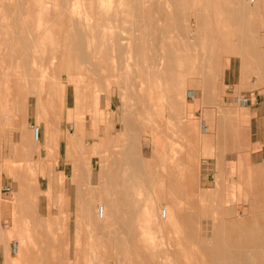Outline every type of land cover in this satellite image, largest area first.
Returning <instances> with one entry per match:
<instances>
[{"label":"rangeland","instance_id":"obj_1","mask_svg":"<svg viewBox=\"0 0 264 264\" xmlns=\"http://www.w3.org/2000/svg\"><path fill=\"white\" fill-rule=\"evenodd\" d=\"M29 1L0 0V214L2 216L0 263L5 264L3 245L5 232L8 242L14 236L13 252L9 257L19 258L17 248L20 246L19 243H22L20 241H24L22 247V251L25 252L24 256L17 261L12 262L10 260L9 264H27L29 263L27 259L35 255L37 256L36 264H150L147 261L148 251H153L155 255H152L157 259V262L158 259L161 260L157 264H204L205 259L207 260L205 264H229L231 261L224 259L221 254L218 255L219 260L216 263L212 262L214 258L212 250L219 247L218 241L223 239L219 235L226 230L227 223L235 218L234 211H242L255 198L259 201L264 190L262 187L264 180H260L261 175L256 170L264 166V143L258 146L251 144L252 122L259 110L262 112L263 118L258 119L263 121L264 132V88L238 91L237 84L241 77L242 65L237 56H233L232 61L227 65L225 59L222 62L223 68L218 77L219 84L216 86V91L208 94L205 85H198L194 88V92H190L189 104L187 105L182 94L177 95L175 100L177 103L174 101L172 103L169 98L162 94L163 88H158V85L143 84L139 78L132 81L133 83L129 85L131 88L121 84L119 77H122L126 72L125 63L120 64L123 70H115V76L112 78L110 76L111 70L95 69L90 65H85L83 73L75 74L74 78L84 91H88L89 96L92 97V102L88 106L85 105L80 108L72 106L75 97L74 86H70L68 93L63 94L62 98H56L52 90L56 79L49 76L47 78L40 76L42 78L40 79L39 76H36L43 71L49 72L51 76L52 69L57 68L53 64L49 65L50 68H47V71L45 68L41 69V59L50 55L45 52L46 47L59 48L62 40V33L60 32L62 28L58 30L57 35L46 37V40L45 38L41 39L42 42L38 46L31 47L29 50L25 49L24 52L29 51L28 56L32 59L26 67L22 62L23 60H20L22 59L20 53L15 52V48L11 46L13 41H11L10 36L6 35L7 32L10 33L15 29V23L18 21H15V17H20L21 8L23 12H26L29 8L27 4ZM71 1L73 2V0ZM126 1L127 4L123 2L124 5L112 4L111 6L114 10H121L123 7L127 10L135 6L137 2V0ZM170 1L154 0L152 1L154 4L152 2L147 4V8L150 6L152 9V17L154 15L153 18L158 20V25H172L171 30L169 29L172 33L164 31L159 38L166 41L172 39L170 42H177V44H183L184 41L187 44V55L191 60L193 59L189 61L188 65L192 63L201 65L203 55L211 56L214 53L208 52V49L211 50L210 48L205 51L204 48L199 47L192 32L195 28V9L198 6L192 1L186 6L183 4L181 9L179 7L181 4ZM97 4L98 8L103 5L107 9L111 8L108 0H96L92 5L93 9L83 5H71V7L75 8V15L80 18L87 16L96 20L99 12H105L98 9ZM34 15L32 19L36 22L37 16ZM123 16L125 15L120 14L118 17L122 18ZM210 16L215 25L214 19L219 18L220 15L212 8ZM167 17L177 19L179 24L172 20L167 21ZM19 24L24 27L25 38L30 42L33 36L29 34L27 23L23 20ZM177 25L187 29L185 32L187 36H182ZM122 34L123 37H129L130 33L122 32ZM216 40L218 45L217 50L215 49V55L226 58L225 54L221 55L223 52L220 37H208V42L211 41L210 44L215 43ZM204 52L206 53L202 54ZM198 55L200 58L195 59ZM118 60L115 57L112 58V61L117 65H119ZM33 69L35 70L33 71ZM31 76L32 79L27 81L26 78ZM68 76L70 75L65 73L61 75L63 79ZM194 76L203 78L202 74ZM37 77L41 80L42 86ZM48 78L51 79V83L47 82ZM255 79L256 75H253L251 80L254 81ZM34 84H39V88ZM22 91L27 93V99L30 101L29 113L17 110L18 104L24 100ZM132 91H135L139 99L137 97L132 99L130 96ZM35 95L41 97L42 129L45 128L46 131L51 127L48 113L53 111L57 113L56 120L60 129L58 133H47L48 143L41 144L40 149L35 147L31 138L33 129L38 125L37 98L34 97ZM53 95L57 100V106H55L57 109L52 106L51 96ZM203 96L204 98H202ZM65 98L70 106L62 103ZM212 102L213 104H211ZM180 105L181 108L188 111V114L183 116L179 112H172L175 106ZM100 106H102L103 113L99 110ZM226 110L233 112L232 116L238 120V123L234 122L236 125L227 120L226 122L223 121V112ZM68 117L73 122L76 118L84 119L88 128L86 139L74 143L72 146L67 144L64 139L51 142L52 135H55L57 139L60 138V135L64 137L68 126L66 124ZM17 119H19L18 123L20 121L18 125L15 124ZM247 120L249 123L246 122ZM222 121L223 124L229 126L230 139L227 140L226 138L225 141L221 132L217 134L219 138L215 133L211 135L210 131L212 126L217 132L218 126L221 127L219 123ZM124 125H128L130 129L127 138L120 141L114 139L110 141L103 136L105 131L116 127V132H121ZM71 128L73 129V127ZM236 132H241L240 140H238ZM41 136L44 137V134ZM228 144L231 145V149H227ZM22 145H24V149ZM203 151L207 152L206 156ZM127 152L130 154L131 160L143 166L141 168L142 173L138 178L139 183L132 194H134L135 200L137 198L136 201L140 204L139 206L142 207L138 206L139 209L136 207L141 212V217L143 210L148 208L153 211L150 213L153 228H148L147 221H136L134 225L137 227L136 234L138 237L133 243L128 242L126 230L119 231L122 233H119V237L121 236L125 243L121 249L128 250L127 255L119 252L116 246L105 248L106 250L98 247L99 250L94 253L93 250H96L97 245L99 246L101 242L99 238L94 236L95 229L92 228L94 225L89 227L83 222L81 228H77L76 217L80 205L79 193L81 192L75 184L68 185L69 187L63 192H57L56 189L49 188L50 179H55L53 181L55 185L60 182L58 178H62L63 181L61 182L68 183L75 163L84 165L89 172L87 175L89 181L82 191L89 203L92 204L93 202L99 205L101 202L97 199L98 194L103 189L102 184L108 182V179L104 177L97 180L101 159L112 171L121 173L125 169L123 159ZM228 156L234 160H229ZM120 164L121 166H119ZM94 173H96V179ZM216 176H219V180ZM193 184L195 188L190 186ZM133 185L134 182L131 186ZM254 196L256 197L254 198ZM114 198L115 196L108 200ZM55 202L57 205L53 206ZM163 210L166 211L165 218L163 217ZM168 210L173 211L174 214H176V210L177 213L185 217L181 223L182 229L176 228L173 222V218L176 216L173 215L172 217ZM260 210L264 212V208H260ZM50 211L54 217L69 218L65 229L56 224H51L52 227L49 226ZM27 214L34 215L33 218L29 219V222H27ZM14 220H18V223L13 222ZM159 224H161L160 228ZM28 228L32 230H28ZM18 230L20 236H17ZM27 230L29 235L31 234L30 231L33 232V235L27 236ZM109 230L112 231L113 228L111 227ZM114 230H118L117 227H114ZM39 234L42 235V238ZM32 236L35 237L30 238ZM27 237L32 239L31 244ZM143 243H147V245H143ZM107 250L108 252H106ZM164 252L169 253L166 255ZM129 258L132 260L130 261Z\"/></svg>","mask_w":264,"mask_h":264},{"label":"bare ground","instance_id":"obj_2","mask_svg":"<svg viewBox=\"0 0 264 264\" xmlns=\"http://www.w3.org/2000/svg\"><path fill=\"white\" fill-rule=\"evenodd\" d=\"M70 1L71 0L29 1L27 3L29 5L28 6L29 8H27L26 12H23V9L21 8L20 17H15V21L18 20L15 23V29L13 31H10V33L7 32L6 35L10 36L11 41H13V43L11 42V46L15 48L14 50L15 52L18 51L20 53L22 58L20 60H23L22 62H24L23 64L26 67L29 65L32 59L28 56L29 51L24 52L25 49L29 50L31 47L33 48L38 46L40 42H42L41 39L45 38L46 40V37L57 35L58 30L62 28L60 30V32L62 33L61 35L62 40L61 43L59 44L60 45L59 48L46 47L45 52L50 55L48 57L45 56L41 59V69L45 68V70L47 71V68H50L49 65H53V64H55L57 68L54 70L52 69L53 72L51 76L49 72L47 73L44 71L40 75H36V76H39L40 79H42L40 76L46 78L49 76L50 78L53 77L52 79H56L54 80L55 82L53 86L52 84H49L52 86L53 88L52 90L56 98L57 97L62 98L63 94L68 93L69 87L74 86L75 97L73 96L74 102L72 106H77L80 108L85 105L88 106V104L92 102V97L89 96L88 91L87 90L84 91L81 85L74 78L75 74L83 73L82 71L85 65H90L95 69L104 68L107 70H111L112 73L110 74V76L112 78L115 76V72H114L115 70L117 69L123 70V68L120 67V64L125 63L126 65L124 64V66L126 72L124 73V75H122V77L121 76L119 77L120 80L119 82L121 84L123 83L125 84V86L128 85L127 87H129V85L133 83L132 82L133 80L139 78L140 80H142L143 84H148L151 86L158 85L157 86L158 88H163L162 94L164 95V97L169 98V100L172 103L176 102L175 100L177 95L182 94L183 98L186 99L185 101L187 105L189 104L188 98L190 92L191 91L194 92V88L198 85H202V84L205 85L207 87L208 94H210V92L216 91L217 89L216 86H218L219 84L218 77L220 76L221 70L223 68L222 62L225 59L227 65V63L229 64L232 61L231 58L233 56H237L239 57L240 63L242 65V71L240 72L241 77L237 84L238 91L241 92L245 89H251V88L252 89L264 88V0H171L174 3L181 4V6H179L181 7V9L183 4L186 6L190 2L192 3V1H194L195 4H197L198 6L195 9V13H196L194 17L195 28L192 32L194 33V36L198 42L197 45L199 47L204 48L205 51L208 48H210L211 50L208 49V52L210 51L212 52V54L214 53V55L211 56L203 55L201 65H197L196 63L195 64L192 63L191 65H188L189 61H192L193 59L191 60V58L187 55V44L184 41L183 44L181 43L177 44V42L176 43L170 42L172 39L170 41L168 40L166 41L159 38L162 36V32L170 31L172 25L171 26L167 24L166 26H164V24H162L163 26L161 24L158 25L157 22L158 20L156 21L153 18L154 15L152 17V9L150 6L149 8H147L148 7L147 4L154 0H137L135 6L131 8L127 7L128 8L127 10H125L124 7L121 8V10L117 9L116 7L118 5L115 7L117 10H114V8H112L113 6H111L112 4L124 5L122 3L124 2L127 4V1L125 2V0H108L111 6L110 9H107L106 7H104V5L98 8V4H97V8L102 9L105 12H99L100 15L99 17L98 15L99 10L96 8V10H98L96 12L98 17L95 16L97 18L96 20L95 19L92 20V18H89L87 16L80 18L79 16L75 15V8L71 7V5H76V6L83 5L84 7H89L93 9L92 5L95 3L96 0H73V2ZM212 8L214 9L215 12H217V14L220 15L219 18L214 19V22L216 21L215 25L212 23L213 19L210 16V12ZM33 14L37 16L38 20L36 19V22H34L32 19ZM120 14L122 15L124 14L125 16H123L122 18L118 17ZM23 20L27 23V26L29 27L28 28L29 34L33 36V39L30 40V42L25 38L24 27L20 26L21 24H19ZM170 20L178 23L177 19L175 18L170 19L169 17H167V21ZM177 26L179 27L178 29L181 32L182 36L184 37L187 36L185 35L187 29H184L179 25ZM122 32H129L130 33L129 37H123L124 35L122 34ZM211 36L220 37V39L222 40V52H223L221 53V55L225 54L226 58L219 57L220 55L218 54V52L217 54L219 56L215 55L218 41L216 40L215 43L213 42L212 44H210L211 41L208 42V37ZM205 53L206 52L202 54ZM227 56H230V58H227ZM113 57L119 59L118 60L119 65H117L112 61ZM199 58H200L199 55L195 57V59H199ZM34 70L35 69H33V71ZM62 73L69 74L70 76L63 79L61 77ZM32 74L34 75L35 73ZM200 74L203 75V78H196L194 76V75L199 76ZM253 75H256V79L254 81L251 80V77ZM116 76L118 77V75ZM26 79L28 81V79H32V76ZM39 80L38 82L40 83L41 80L40 81ZM50 80L48 78L47 82H50ZM35 83H37V81ZM162 85L163 87H161ZM34 86L36 87L38 86L39 88L40 85L34 84ZM26 94L27 93H24L22 91L24 100L18 104L17 110H20L21 112L24 113H29L30 101L27 99ZM54 95L51 96V102H52V106L55 107L57 106V100L54 97ZM36 96L37 95H35L34 97ZM130 96H132V99L139 97L137 96L135 91H132V95ZM36 98H37L36 115H37L38 125L33 129L31 138L35 147L40 149L41 144L48 143L47 135L49 133L50 134L58 133V131L60 132V129H59V123L56 120L57 113L54 111L52 113H48L49 124L51 127L46 131L45 128L42 129L41 121L43 119V115H42L43 108L40 104L41 97H36ZM202 98H204V96ZM239 99L241 100V98ZM62 103L70 106L66 98ZM211 104H213V102ZM181 109H183L181 108V105L175 106V109L172 112L175 113L179 112L180 114H183V116L184 114H188V111L184 109L183 111ZM99 110H101L103 113L102 106H100ZM132 112L134 111L132 110ZM232 113L230 110L224 111L223 121L225 122L226 120L230 121V123L232 122V124L234 125L235 123H238L237 122L238 120L234 116H232ZM223 114H222V118H223ZM18 120L19 119H17L16 122ZM223 121L219 123V125L221 124L222 129L220 126H218L219 130L215 132L214 127L211 126L210 131H211V135H213L214 133L217 135L221 132L223 140L225 141L226 138L227 140L230 139V133H229L228 124L226 126L225 124H223L224 123ZM246 122L249 123V120H247ZM19 123L17 122L15 124L18 125ZM66 124L68 126L66 130V134H64V137L60 135V138L57 139L55 135H52V138H50L51 142H56L58 140L61 141L62 139H64L67 142V144L72 146L74 143L83 141V139H86V137L88 136L87 123L84 121V119L76 118L75 121L73 122L72 120L70 121V118L68 117ZM233 125L232 127H234ZM71 127H73V129ZM116 128L105 131V135L103 136L109 139L110 141H113V139L115 141H120L121 139L127 138L128 135L130 134V129L128 125H124L121 132H116ZM238 128L240 129V127ZM41 129L43 130L42 132ZM37 131H39L38 135H37ZM42 134H44V137L41 136ZM236 134L238 140H240L241 132L238 133L236 132ZM217 137H219V135H217ZM219 145L221 146V144ZM23 146L24 145H22V147ZM227 147H228L227 149L232 148L231 145L229 144ZM201 150L203 149L201 148ZM203 152L205 153V151ZM230 158L231 157L228 156L229 160L232 159L234 160V158L231 159ZM123 162H124L123 166L125 167V169L121 173L118 171L119 172L118 173L116 171H112L104 163V160L101 159L100 170L98 173L97 180L104 177L108 179V182L102 184L103 189L98 194L97 199L101 202V204L99 205L94 204L93 202L92 204L89 203L85 198V193L82 191V189L87 185V182L89 181L87 177L89 172L84 165L80 163H75L68 183L61 182L63 181L62 178H58L60 182L59 183L55 182L57 183L55 185L53 183L55 179L54 178L50 179L49 188H54L56 189L57 192L58 191L63 192L65 189L69 187L68 185L71 184H75L78 190L81 192L79 193L80 205L77 209V217H76L77 228L80 229L81 224L83 222H85L89 227L94 225L92 226V228L95 229L94 236L101 240L100 245L99 246L97 245L96 250H93L94 253H96L99 250L98 247L100 249L103 248L107 249L108 247L110 248L111 246L112 247L116 246L119 249V252L121 251L122 254L127 255L129 251L121 249V246H123L125 243L124 240L121 238V236L119 237V235L122 234L120 232L126 230L128 234V242L133 243V241L138 237V235L136 234L137 227L136 225H134L136 221H142V220L145 222L147 221L148 228L150 229L153 228L152 215L150 214L153 211L147 208L142 211L143 216L141 217L140 216L141 212L136 209V207L139 209V207L141 206H139L140 204H138V202L136 201L137 198L135 200L133 196L134 194H132V191H135V188L139 183L138 178L142 173L140 170L141 168H139V164L137 162L130 159V154L128 152L124 154ZM119 166H121V164ZM256 170L258 174L261 175L260 180H264V166L259 167ZM94 174L96 179L97 178L96 173ZM218 177L216 176L217 180H219ZM131 181L132 183L134 182L133 186H131L132 184ZM190 186H192V188H195L194 184ZM262 187L264 188V184L262 185ZM262 194H264V190ZM262 194L259 197V201L258 199L255 198L256 196H254L256 200L253 198L254 201L250 205L244 207L242 211L240 210L234 211L235 218L232 219L229 223H227L226 230L219 235L220 237L223 238L221 241H218L219 247L212 250L214 256L212 260L213 263L214 262L216 263V261L219 260L218 255L221 254L224 256V259H229L231 261L229 264H264V212L260 210V208H264V195ZM113 196H115V198L109 201L108 199ZM55 205H57L56 202L53 204V206ZM168 212L172 217L173 215L176 216L175 218H173V222L175 223L174 225L176 226V228L182 229L181 223L183 222V220H185V217L182 214L177 213L176 210H175L176 214L172 213L173 211L171 210H168ZM27 216H28L27 222H29V219L34 217V215H29V214H27ZM68 220H69L68 217H64V218L54 217L51 211L49 212L48 221L50 227H52L51 224H56L58 226H62L65 229L67 227ZM1 222H2V216L0 214V224H2ZM13 222L18 223V220H14ZM159 225L160 228L161 224ZM111 227L113 228L112 231L109 230ZM114 227H117L118 230H114ZM40 229H42V227H40ZM28 230H32V229L28 228ZM28 230L26 233L27 236L33 235V232L31 231H30L31 234L29 235ZM18 235L20 236L19 230L17 231V236ZM13 237L11 238L10 242H8L6 239V233L4 232L3 245L5 250L4 252L5 264H9L10 260H12V262L20 260L25 253L24 251H22L24 241H20L22 243L21 244L19 243L20 246H18L17 248V254L19 255V258H14V256L9 257L10 255H12L13 252V241H14ZM33 237L35 236H32L30 238ZM51 237L53 236L51 235ZM30 238L28 239V241H30L29 243L31 244L32 239ZM55 240L57 241V239ZM145 244L147 245V243H143V245ZM31 246L33 247L34 245ZM112 250L113 252H115L114 249ZM106 252H108V250ZM152 254H154L153 251H148L149 256L147 258V261L150 264H157L158 262L161 261L160 259H158L157 262V259ZM168 258L170 259V256ZM129 260L131 261L132 259L129 258ZM28 261L29 263L27 264H36L37 256L35 255L29 257L27 259V262ZM206 261L207 260L205 259V262ZM205 262L203 263L205 264Z\"/></svg>","mask_w":264,"mask_h":264},{"label":"crops","instance_id":"obj_3","mask_svg":"<svg viewBox=\"0 0 264 264\" xmlns=\"http://www.w3.org/2000/svg\"><path fill=\"white\" fill-rule=\"evenodd\" d=\"M258 118H263L262 112L260 110L257 111V116L253 119L252 122L253 125L251 128V144L253 146H258L264 143L263 121ZM139 168H142L141 165H139Z\"/></svg>","mask_w":264,"mask_h":264},{"label":"built area","instance_id":"obj_4","mask_svg":"<svg viewBox=\"0 0 264 264\" xmlns=\"http://www.w3.org/2000/svg\"><path fill=\"white\" fill-rule=\"evenodd\" d=\"M38 132H39V131H37V135H38ZM163 217H164V218L166 217V211H165V210H163Z\"/></svg>","mask_w":264,"mask_h":264}]
</instances>
